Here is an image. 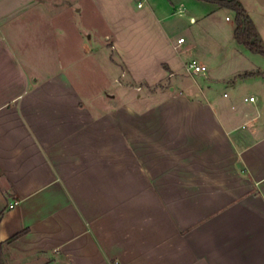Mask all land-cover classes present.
Wrapping results in <instances>:
<instances>
[{
  "label": "crops",
  "instance_id": "1",
  "mask_svg": "<svg viewBox=\"0 0 264 264\" xmlns=\"http://www.w3.org/2000/svg\"><path fill=\"white\" fill-rule=\"evenodd\" d=\"M140 2L0 0L3 264H264V71L216 76L233 11ZM256 72L258 97L212 90Z\"/></svg>",
  "mask_w": 264,
  "mask_h": 264
},
{
  "label": "rangeland",
  "instance_id": "2",
  "mask_svg": "<svg viewBox=\"0 0 264 264\" xmlns=\"http://www.w3.org/2000/svg\"><path fill=\"white\" fill-rule=\"evenodd\" d=\"M144 1L145 0H141V2ZM168 22L173 26H188L187 18L170 17L168 18ZM198 26H200V23L195 27ZM232 44L234 45V43ZM212 53L213 54L210 58L212 61L211 66L216 68L215 73L217 77L224 78L234 70L243 69V67L247 69L255 67L264 71V56L252 54L242 46H237L232 49L225 46ZM194 78L195 79L188 78L187 80L191 83L196 81L200 86L209 83V81H205L202 78ZM243 79L244 80H237L234 85L228 82H220L218 85L212 87V90L215 91L217 95H222L223 93L227 94L229 99L235 102L242 101L244 97L248 98L250 94L258 97L259 89L255 81L256 78L248 77ZM244 110H248V108H244ZM261 111V116H259L254 122L255 125L264 123V108Z\"/></svg>",
  "mask_w": 264,
  "mask_h": 264
},
{
  "label": "trees",
  "instance_id": "3",
  "mask_svg": "<svg viewBox=\"0 0 264 264\" xmlns=\"http://www.w3.org/2000/svg\"><path fill=\"white\" fill-rule=\"evenodd\" d=\"M208 3H215L222 8H227L234 12V40L238 45H241L246 50H248L252 54H257L264 56V44L260 40L257 30L244 10L243 6L239 2V0H198ZM258 75H263L258 72L256 73H245L239 78H248L254 77ZM18 235L11 238V240L16 239ZM10 240V241H11ZM2 244L0 242V264L2 262V254H1Z\"/></svg>",
  "mask_w": 264,
  "mask_h": 264
},
{
  "label": "built area",
  "instance_id": "4",
  "mask_svg": "<svg viewBox=\"0 0 264 264\" xmlns=\"http://www.w3.org/2000/svg\"><path fill=\"white\" fill-rule=\"evenodd\" d=\"M142 3H138L137 7L141 8ZM228 20V18H226ZM190 22H194L193 19L190 20ZM184 42L183 38L178 39L177 43L178 44H182ZM186 71L189 72L192 75H204L207 72V68L203 65H200L198 63H196L195 61H192L190 63L187 64L186 66ZM254 98L250 97L248 99L249 102H253ZM16 205V202H12L11 204H9V208H13Z\"/></svg>",
  "mask_w": 264,
  "mask_h": 264
}]
</instances>
